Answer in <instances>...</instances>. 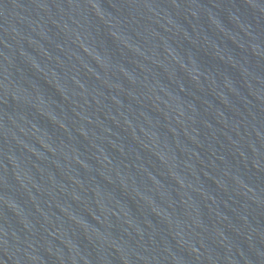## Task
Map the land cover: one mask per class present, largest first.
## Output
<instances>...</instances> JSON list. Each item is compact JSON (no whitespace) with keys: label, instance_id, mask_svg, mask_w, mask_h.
<instances>
[{"label":"water","instance_id":"95a60500","mask_svg":"<svg viewBox=\"0 0 264 264\" xmlns=\"http://www.w3.org/2000/svg\"><path fill=\"white\" fill-rule=\"evenodd\" d=\"M0 171L34 264H264V0H0Z\"/></svg>","mask_w":264,"mask_h":264}]
</instances>
